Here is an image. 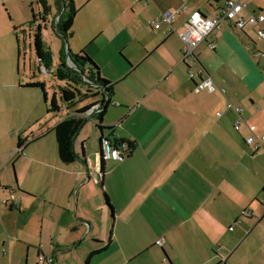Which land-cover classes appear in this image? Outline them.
Masks as SVG:
<instances>
[{
	"label": "crops",
	"instance_id": "obj_1",
	"mask_svg": "<svg viewBox=\"0 0 264 264\" xmlns=\"http://www.w3.org/2000/svg\"><path fill=\"white\" fill-rule=\"evenodd\" d=\"M74 1L72 50H86L115 83L104 125L114 127L112 144L124 139L131 149L123 160L104 156L101 163V134L89 118L74 140L78 159L64 163L52 129L79 107L48 113L38 95L32 106V91L19 89L4 61L0 188L18 205H0V264H19L23 251L26 264L32 252L36 264H49L41 254L53 264L88 257L90 264H264V141L259 149L247 143L251 134L264 136V38L253 42L256 26L224 23L199 45L195 62L185 63V15L212 16L223 0ZM31 2L0 0L8 45L12 28L30 21ZM183 7L174 33L151 24ZM207 77L217 89L197 92ZM228 103L243 108L240 130ZM19 137L24 152L16 154Z\"/></svg>",
	"mask_w": 264,
	"mask_h": 264
},
{
	"label": "trees",
	"instance_id": "obj_2",
	"mask_svg": "<svg viewBox=\"0 0 264 264\" xmlns=\"http://www.w3.org/2000/svg\"><path fill=\"white\" fill-rule=\"evenodd\" d=\"M41 6L42 10L39 16L32 11V18L23 26L37 23V28L34 32L33 45L36 56L39 62V70L46 69L51 71L53 65V54L49 48L44 46L43 30L48 26H53L57 34L63 40V50L61 61L54 72V76L61 81H64L66 85L59 86L61 101L65 104L66 108L70 110L71 107H75L76 104L82 99L87 97H97V100L77 108L74 114H70L64 119L60 120L52 129L55 134L58 144V154L60 159L64 163H72L79 157L74 147V140L82 126L89 119L82 114L85 113L92 106L98 105V112L90 119H93L96 124V128L101 134L102 146L103 140L113 135V126L104 125V116L108 107L112 103V97L114 94L115 83L102 77L98 64L90 57L86 50L74 53L69 49L68 39L73 37V24L74 19L78 13L79 8L76 6L74 0H56V4L59 8L58 14H53L52 5L49 0H36ZM221 1V0H219ZM32 7V2L30 3ZM59 19L56 21V18ZM21 26L14 27L21 28ZM19 42V39H18ZM68 48V51L66 49ZM73 63V66L68 65L67 58ZM86 86L85 92H82V86ZM28 87H39L43 91V98L47 105L48 113H57L61 110V105L58 102L56 93L53 94L50 104H48V93L45 88V82L32 81L27 84ZM108 132V134H106ZM38 137L32 138L35 141ZM122 143L131 145L129 141L124 139H115L113 144L119 146ZM24 145V140L19 137L18 147ZM108 204L109 198L106 194ZM13 208V207H11ZM85 264H90V257L85 261Z\"/></svg>",
	"mask_w": 264,
	"mask_h": 264
},
{
	"label": "built area",
	"instance_id": "obj_3",
	"mask_svg": "<svg viewBox=\"0 0 264 264\" xmlns=\"http://www.w3.org/2000/svg\"><path fill=\"white\" fill-rule=\"evenodd\" d=\"M249 3V0H224L223 4H218L214 7V13L212 16H208L198 10H193L187 13L185 7L179 9H167L160 12L158 17L154 21H151V24L154 25L155 29H160L162 23H166L167 34H172L177 31L176 21L178 17L183 13H187L185 19L182 21L183 29L179 32V37L182 42L181 60L185 63L195 62V52L199 45L204 42L213 31L221 28L224 23H231L239 29H245L249 25L256 26L258 37L264 38V14H255L249 11ZM215 46V43H210L211 48H215ZM42 69L44 68L42 67ZM189 76L192 79L196 76V72L191 68L189 69ZM216 89L217 86L211 77L205 79L201 78V80L196 83L195 88L197 92L202 90L214 92ZM98 108V105L92 106L82 115L86 118H91L98 112ZM227 108H232L237 113L238 119L235 123V129L240 130L244 124V119L242 117L243 108L236 106L233 103H228ZM218 115L221 116L222 112H219ZM263 141L264 136H257L255 134H251L247 138V143L254 146L256 149L261 147ZM104 146H108L110 151L105 153L103 151ZM101 147L102 157H110L114 160L125 159L126 154H128L131 149V145L127 143L115 146L108 138L103 140ZM15 152L16 154L23 153L24 146L17 147ZM0 205L7 208H14L18 205V202L12 193L5 192L0 188ZM157 243L161 245L162 241L159 240ZM3 252L7 253V249L4 248ZM38 260L49 264H53L55 261L54 257H46L42 254L38 256Z\"/></svg>",
	"mask_w": 264,
	"mask_h": 264
},
{
	"label": "rangeland",
	"instance_id": "obj_4",
	"mask_svg": "<svg viewBox=\"0 0 264 264\" xmlns=\"http://www.w3.org/2000/svg\"><path fill=\"white\" fill-rule=\"evenodd\" d=\"M24 0H15V5L20 6L22 5ZM32 1V11L34 10L35 13L39 16L41 13V6L38 4L36 0ZM50 4L52 5V12L53 14L59 13V8L56 4V0H49ZM224 3V0L221 4ZM255 6L257 7L258 13L264 14V0H256ZM2 13L4 12L7 14L8 18L10 16L8 9L5 7L2 8ZM254 13V12H253ZM255 14H257L255 12ZM5 15V14H4ZM32 18V15H31ZM59 19L56 18V21ZM31 20V19H30ZM37 28V23L32 24V26L26 25V27L17 28V30L12 28V31L8 34L11 37V45L5 42V37H1L0 35V80L3 79L4 74L6 73L5 63L4 61H9L12 63V70L11 74L15 76V81H18V84L22 83L21 86L19 85V89H27L32 91V106H34V102L36 95L41 96L43 98V91L39 87H28L27 82L32 77V81H42L45 82V88L48 93V104H50L53 94L56 93L57 99L59 104L61 105V109H66L65 104L61 101L60 90L59 86L66 85L64 81L58 80L54 76V72L58 67L61 58H62V50H63V40L59 37L53 26H48V28L43 30V40L44 46L49 48L53 54V65L51 71H44V69L39 70V60L36 56L34 45H33V38L34 32ZM253 42L259 44L261 41L259 40L258 35L256 32L252 33ZM7 35V36H8ZM19 39V42H18ZM69 49L72 50V42L68 39ZM68 51V48L66 49ZM27 83V84H26ZM17 86V83H15ZM87 89L86 86H82V92H85ZM44 101V98L42 99ZM97 100V97H87L82 99L78 102L75 106L82 107L86 104L94 102ZM33 108V107H32ZM75 107H71L70 110H74ZM33 111V109H32ZM55 114V113H53ZM52 114V115H53ZM63 113H60L62 115ZM58 115V116H60ZM54 116V115H53ZM50 119H46L44 122H49ZM93 119H90V123L93 124L95 127V123ZM54 134H50L53 136ZM100 139L98 138L97 145L99 146ZM7 247V246H6ZM26 252H21L18 254V261L19 264H26ZM29 261L32 264L37 263V254L36 252H32V255L29 257Z\"/></svg>",
	"mask_w": 264,
	"mask_h": 264
},
{
	"label": "water",
	"instance_id": "obj_5",
	"mask_svg": "<svg viewBox=\"0 0 264 264\" xmlns=\"http://www.w3.org/2000/svg\"><path fill=\"white\" fill-rule=\"evenodd\" d=\"M67 61H68V65L69 66H73V63H72V61L70 60L69 57L67 58ZM100 143H101V141H100ZM100 150H101V146H100ZM100 156H101V163H102V151H100Z\"/></svg>",
	"mask_w": 264,
	"mask_h": 264
}]
</instances>
